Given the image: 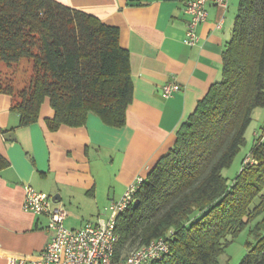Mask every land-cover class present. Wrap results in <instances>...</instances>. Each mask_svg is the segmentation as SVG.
<instances>
[{"label":"trees","instance_id":"1","mask_svg":"<svg viewBox=\"0 0 264 264\" xmlns=\"http://www.w3.org/2000/svg\"><path fill=\"white\" fill-rule=\"evenodd\" d=\"M119 36L118 27L57 0H0V66L34 61L31 84L17 97L11 83L0 81L21 125L38 121L47 99L55 111L51 130L82 126L90 112L124 125L133 82L130 53ZM263 105L264 0H240L222 79L144 179L138 202L117 216V259L169 236L170 251L146 264H221L229 236L260 216L241 264H264V137L231 183L223 174L246 144L253 110ZM7 165L0 153V170Z\"/></svg>","mask_w":264,"mask_h":264},{"label":"crops","instance_id":"2","mask_svg":"<svg viewBox=\"0 0 264 264\" xmlns=\"http://www.w3.org/2000/svg\"><path fill=\"white\" fill-rule=\"evenodd\" d=\"M57 1L119 28L120 44L130 53L133 100L122 126L90 112L82 126L51 130L48 119L55 111L49 99L38 121L21 125L13 97L0 92V153L9 161L0 170V264H10L13 257L36 259L51 238L48 217L23 209L25 185L56 197L68 213L66 220L80 219L75 200L90 198L98 213L110 212L97 222L110 217L112 202L130 184L147 177L173 148L199 100L222 79L223 53L240 2L228 0L227 7L210 2L208 18L198 26L200 42L191 46L184 42L187 0ZM169 81L180 89L164 97ZM8 132L15 138H6Z\"/></svg>","mask_w":264,"mask_h":264},{"label":"built area","instance_id":"3","mask_svg":"<svg viewBox=\"0 0 264 264\" xmlns=\"http://www.w3.org/2000/svg\"><path fill=\"white\" fill-rule=\"evenodd\" d=\"M210 2L222 7L228 5V0H187L185 9L190 20L184 37L186 44L195 46L200 42L198 26L208 18ZM179 89L180 84L169 81L163 85V96L169 97ZM144 179L139 176L118 201L112 202L108 219H99L95 223L89 221L77 228L65 224L68 213L51 195L40 192L30 184L25 185L23 209L48 217L47 230L51 238L36 259L13 257L10 264H146L161 259L170 251L169 236L155 238L127 256L116 258L119 239L116 231L117 216L138 202L136 193Z\"/></svg>","mask_w":264,"mask_h":264},{"label":"rangeland","instance_id":"4","mask_svg":"<svg viewBox=\"0 0 264 264\" xmlns=\"http://www.w3.org/2000/svg\"><path fill=\"white\" fill-rule=\"evenodd\" d=\"M34 50L35 52L37 51L35 48ZM33 75L34 61L32 58H24L20 62L11 65L1 63L0 66V81L4 82V84L11 83L16 91V97L23 88H27L31 84ZM16 99L17 101L19 100L18 98ZM262 137H264V105L258 106L253 110L252 121L246 131V144L241 147L232 165L223 170V174L230 183L241 171L248 158L249 162L253 161L250 157L252 148ZM78 202L79 204H77ZM75 205L79 206L75 208V213L80 216V219L68 218L66 220L67 226L77 228L88 221L95 222L98 216L107 218L110 214L109 211L104 212V210L98 213V210L94 207L93 200L90 198L77 199L75 200ZM261 221L262 217L260 216L249 220L236 236H229L224 250L218 258L221 264L242 263L250 247L255 243L252 230Z\"/></svg>","mask_w":264,"mask_h":264},{"label":"water","instance_id":"5","mask_svg":"<svg viewBox=\"0 0 264 264\" xmlns=\"http://www.w3.org/2000/svg\"><path fill=\"white\" fill-rule=\"evenodd\" d=\"M6 138H9V137H14L15 138V134L13 132H8L6 135ZM56 199V197H54Z\"/></svg>","mask_w":264,"mask_h":264}]
</instances>
